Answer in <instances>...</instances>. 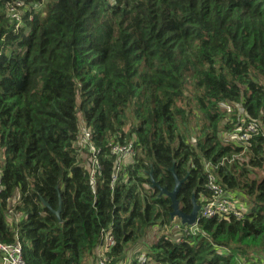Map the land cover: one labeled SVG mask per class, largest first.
<instances>
[{
  "label": "trees",
  "instance_id": "1",
  "mask_svg": "<svg viewBox=\"0 0 264 264\" xmlns=\"http://www.w3.org/2000/svg\"><path fill=\"white\" fill-rule=\"evenodd\" d=\"M174 159L184 211L210 195L211 160L244 217L145 238L174 221L150 177L172 189ZM0 187V238L28 264H99L108 229V264H138L144 239L143 264H264V0H0ZM60 197L58 217L43 199Z\"/></svg>",
  "mask_w": 264,
  "mask_h": 264
},
{
  "label": "built area",
  "instance_id": "2",
  "mask_svg": "<svg viewBox=\"0 0 264 264\" xmlns=\"http://www.w3.org/2000/svg\"><path fill=\"white\" fill-rule=\"evenodd\" d=\"M80 135V142L84 145H88L92 151L90 175L95 180L97 167L99 162L97 159L98 148L92 141V129L88 126H82ZM260 123L257 120L245 121L242 128L238 130L237 140L240 144H244L245 147L249 144L250 137L260 130ZM111 152L118 156L116 162V170L112 177V186L118 179V172L123 167L135 161V148L134 142L129 141L127 143H114L111 147ZM239 155H233L232 158L225 157L223 160L234 159ZM126 158V160H125ZM125 160V161H124ZM214 164L212 161H207L205 169L207 172L206 186L210 195L208 197L203 196L201 198V207L198 213V220L202 217L209 218L214 216L228 217L235 215L237 217H244L246 213V206L238 197L230 193L219 181L218 176L214 172ZM1 191V187H0ZM245 207V208H244ZM197 223V222H196ZM195 224H186L176 218L172 223H164L160 226V230L156 231L157 236L165 235L170 238H175L177 233L192 229ZM104 242L99 250L100 260L99 264H108L107 249L109 245L114 241V234L111 230H105L103 233ZM0 257L3 260L1 264H28L23 253V246L20 241L5 242L0 238ZM140 261V260H139ZM124 264V263H123ZM141 264H143V259Z\"/></svg>",
  "mask_w": 264,
  "mask_h": 264
},
{
  "label": "water",
  "instance_id": "3",
  "mask_svg": "<svg viewBox=\"0 0 264 264\" xmlns=\"http://www.w3.org/2000/svg\"><path fill=\"white\" fill-rule=\"evenodd\" d=\"M170 170L172 171L175 178V185L172 189H169L166 185H162L157 179H155L153 175V170H150L151 186L159 189V195L166 194L171 198L172 218H179L181 222L186 224H195L198 221V213L201 207V203L200 201H198L195 192L193 191L192 193L193 206L190 212H186L182 209L180 199L178 198V192L180 190V187L182 183L187 179L189 174L187 173L182 178L178 176L175 168V159L173 160V165L170 167ZM61 201L62 199L60 197V204L58 208L54 209L47 200L43 199L44 204L50 207L58 215V217H60L62 209Z\"/></svg>",
  "mask_w": 264,
  "mask_h": 264
},
{
  "label": "rangeland",
  "instance_id": "4",
  "mask_svg": "<svg viewBox=\"0 0 264 264\" xmlns=\"http://www.w3.org/2000/svg\"><path fill=\"white\" fill-rule=\"evenodd\" d=\"M10 10L14 12L13 15H15V16H19V15H20V11H19V10H18V12H16L15 8H14V9L11 8ZM125 160H126V158H125ZM125 160H124V161H125ZM174 219H176V218H174ZM151 229H152V230L147 231V233H146V235H145V238L149 237V238H152V239H153V237L157 235V232H156V231H159V230H160L159 226H154V227H152ZM144 244H145V239H144V241H142V243H139V244H133V245L131 246V248H130V251H129V254H130V255H132L133 253H134V254H135V253H138V259L140 260V261L138 262V264H141L142 259H143V257H144V256H143L144 254H142V252H141V251L143 250V248H144ZM1 263H3V260H2V258L0 257V264H1Z\"/></svg>",
  "mask_w": 264,
  "mask_h": 264
},
{
  "label": "crops",
  "instance_id": "5",
  "mask_svg": "<svg viewBox=\"0 0 264 264\" xmlns=\"http://www.w3.org/2000/svg\"><path fill=\"white\" fill-rule=\"evenodd\" d=\"M124 264H127V263H124Z\"/></svg>",
  "mask_w": 264,
  "mask_h": 264
},
{
  "label": "clouds",
  "instance_id": "6",
  "mask_svg": "<svg viewBox=\"0 0 264 264\" xmlns=\"http://www.w3.org/2000/svg\"><path fill=\"white\" fill-rule=\"evenodd\" d=\"M179 219V218H178Z\"/></svg>",
  "mask_w": 264,
  "mask_h": 264
}]
</instances>
